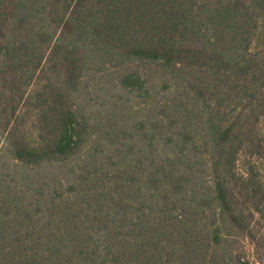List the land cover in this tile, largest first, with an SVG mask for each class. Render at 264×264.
Masks as SVG:
<instances>
[{
	"label": "trees",
	"instance_id": "obj_1",
	"mask_svg": "<svg viewBox=\"0 0 264 264\" xmlns=\"http://www.w3.org/2000/svg\"><path fill=\"white\" fill-rule=\"evenodd\" d=\"M0 264H264V0H0Z\"/></svg>",
	"mask_w": 264,
	"mask_h": 264
}]
</instances>
